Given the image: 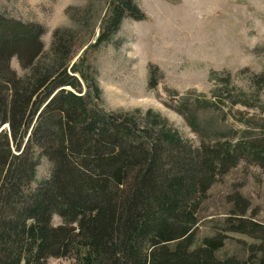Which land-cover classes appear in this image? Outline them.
<instances>
[{"label":"trees","instance_id":"16d2710c","mask_svg":"<svg viewBox=\"0 0 264 264\" xmlns=\"http://www.w3.org/2000/svg\"><path fill=\"white\" fill-rule=\"evenodd\" d=\"M126 17L145 16L134 0H110L92 47ZM44 33L0 12V264H264V224L247 217L239 192L222 218L201 216L208 191L241 161L264 169V123L214 131L215 115L198 113L216 108V96L181 99L189 127L215 135L195 147L150 112L95 108L100 90L86 60H73L76 31L56 29L48 51ZM248 80L252 93L264 90V71ZM41 158L51 173L37 182ZM204 221L212 231L199 238ZM232 233L253 240L240 241L246 255L217 256Z\"/></svg>","mask_w":264,"mask_h":264},{"label":"rangeland","instance_id":"374dc122","mask_svg":"<svg viewBox=\"0 0 264 264\" xmlns=\"http://www.w3.org/2000/svg\"><path fill=\"white\" fill-rule=\"evenodd\" d=\"M109 1L0 0V12L41 25L44 51L56 29L76 31L73 60H86L100 90L95 108L137 117L150 112L149 117L164 119L195 147L215 135L204 137L189 127L177 110L181 99L191 102L201 96L213 101L216 96V108L198 113L201 121L215 115L214 131L240 132L250 118L264 123V90L252 93L248 80L264 71V0H134L144 19L124 18L109 42L92 47ZM10 66L19 76L24 73L16 58ZM50 173L51 163L41 158L37 182ZM234 192L249 201L247 217L264 224V169L245 161L214 183L201 216L212 222L222 218L231 207L227 197ZM60 223L54 216L52 224ZM211 224L201 223L199 238L211 234ZM229 236L217 256L244 257L246 246L240 241L253 240L235 233ZM48 264L73 261L50 259Z\"/></svg>","mask_w":264,"mask_h":264}]
</instances>
